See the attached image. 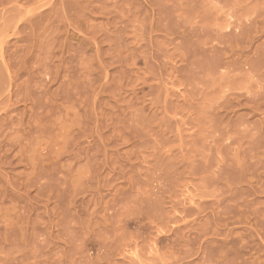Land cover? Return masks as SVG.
Listing matches in <instances>:
<instances>
[{"label": "rangeland", "instance_id": "obj_1", "mask_svg": "<svg viewBox=\"0 0 264 264\" xmlns=\"http://www.w3.org/2000/svg\"><path fill=\"white\" fill-rule=\"evenodd\" d=\"M0 264H264V0H0Z\"/></svg>", "mask_w": 264, "mask_h": 264}]
</instances>
